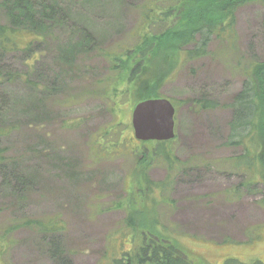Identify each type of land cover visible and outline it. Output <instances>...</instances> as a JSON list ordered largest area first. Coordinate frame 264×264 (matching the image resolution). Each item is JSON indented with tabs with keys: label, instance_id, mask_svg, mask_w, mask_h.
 I'll return each mask as SVG.
<instances>
[{
	"label": "rangeland",
	"instance_id": "rangeland-1",
	"mask_svg": "<svg viewBox=\"0 0 264 264\" xmlns=\"http://www.w3.org/2000/svg\"><path fill=\"white\" fill-rule=\"evenodd\" d=\"M151 1L68 0L59 12L72 16L69 24L53 27L32 59L20 51L0 56V125L15 126L0 138V264H109L116 237L128 233L126 210L142 208L143 167L154 181L171 174L157 210L194 264L264 263V186L244 185L248 175L233 166L243 151L230 141V103L244 85L242 69L264 61V5L238 9L235 41L213 38L196 60L151 53L123 84L106 53L138 42ZM86 37L94 44L66 63L60 45ZM116 87L122 92L114 106ZM151 97L168 98L176 108L172 172L150 157L139 164L154 144L137 142L132 114ZM202 99L216 106L201 108L195 101ZM15 174L31 181L23 197ZM57 216L62 233L28 227L3 234L26 218Z\"/></svg>",
	"mask_w": 264,
	"mask_h": 264
},
{
	"label": "trees",
	"instance_id": "trees-1",
	"mask_svg": "<svg viewBox=\"0 0 264 264\" xmlns=\"http://www.w3.org/2000/svg\"><path fill=\"white\" fill-rule=\"evenodd\" d=\"M66 1L68 0H6L4 3L6 21L0 20V56L20 51L26 53L28 59H32L37 45L44 42L45 35L57 25L67 27L68 19H72L70 14L59 12V9L64 8ZM255 2L264 5V0H152L145 8L143 25L138 30V42L129 48L121 47L120 50L106 53V57L110 63L112 62L111 66L116 70L117 77L122 78L123 84H130L133 81V76L139 72L134 64L138 62L140 64L143 59L147 61L151 53L162 52L164 56L165 52L175 51L182 61L202 58L207 55L208 46L213 38L228 42L236 40L238 9ZM154 25H164L165 28L159 32L160 34L153 33L149 29ZM91 39L86 37L75 43L70 42L71 39L63 41L64 43L60 45L62 50L64 49L63 60L70 63L66 59L73 60L75 53L87 50L91 46L89 43L93 45L95 42ZM242 70L246 76L244 85L230 103L233 108L230 141L231 144L242 148L243 153L234 159L233 166L248 175L244 185L250 188L256 184L264 186V61L251 62ZM124 89L123 93L128 88L123 87ZM121 92L117 87L113 90L114 106L117 103L115 98ZM195 102L201 108L216 106L212 101L205 99ZM7 127L0 125V138L15 129V126ZM172 141L173 139L152 142L154 144L152 149L146 148L139 164L150 157L149 160L164 162L169 171L176 170L175 164L178 159L173 154ZM4 150L0 147V165L5 163ZM141 170L142 208L126 210L127 216L123 225L128 233L124 232L116 237L119 249L116 254L111 253L107 262L194 264L179 238L162 223L157 210L159 202L164 198L162 195L171 182V174L163 181H154L149 177L147 169L143 167ZM15 178L18 185L15 186L17 194L23 197L31 181L29 179L24 181L16 174ZM259 202L264 207V194ZM28 227L38 229L43 235L48 233L55 235L65 231L64 222L57 216L48 221L26 218L13 223L3 231V234L7 235ZM5 238L7 237L3 239ZM224 264L246 263L229 258ZM253 264L264 263L256 261Z\"/></svg>",
	"mask_w": 264,
	"mask_h": 264
},
{
	"label": "water",
	"instance_id": "water-1",
	"mask_svg": "<svg viewBox=\"0 0 264 264\" xmlns=\"http://www.w3.org/2000/svg\"><path fill=\"white\" fill-rule=\"evenodd\" d=\"M176 108L168 98H150L136 104L132 114L135 138L139 141H168L175 138Z\"/></svg>",
	"mask_w": 264,
	"mask_h": 264
},
{
	"label": "flooded vegetation",
	"instance_id": "flooded-vegetation-1",
	"mask_svg": "<svg viewBox=\"0 0 264 264\" xmlns=\"http://www.w3.org/2000/svg\"><path fill=\"white\" fill-rule=\"evenodd\" d=\"M139 140H137V142H138Z\"/></svg>",
	"mask_w": 264,
	"mask_h": 264
}]
</instances>
